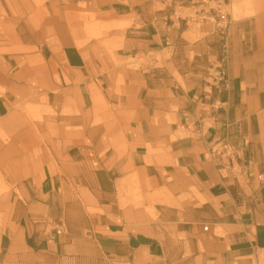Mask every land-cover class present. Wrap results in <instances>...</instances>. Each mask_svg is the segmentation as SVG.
<instances>
[{
  "label": "crops",
  "instance_id": "crops-1",
  "mask_svg": "<svg viewBox=\"0 0 264 264\" xmlns=\"http://www.w3.org/2000/svg\"><path fill=\"white\" fill-rule=\"evenodd\" d=\"M0 264H264V0H0Z\"/></svg>",
  "mask_w": 264,
  "mask_h": 264
},
{
  "label": "built area",
  "instance_id": "built-area-1",
  "mask_svg": "<svg viewBox=\"0 0 264 264\" xmlns=\"http://www.w3.org/2000/svg\"><path fill=\"white\" fill-rule=\"evenodd\" d=\"M212 71L210 73H214L215 75H212L214 77V82L221 85L222 83H226L227 80V72L225 70V68L223 67L222 64H219L217 66H214L211 68ZM211 76V75H210ZM224 143L223 142H219L217 147H220V149L215 150V152L218 155H223L224 154V150H229V154H230V161H237L239 158V149L235 148L233 146H229L226 147L224 145L225 148H223Z\"/></svg>",
  "mask_w": 264,
  "mask_h": 264
},
{
  "label": "rangeland",
  "instance_id": "rangeland-1",
  "mask_svg": "<svg viewBox=\"0 0 264 264\" xmlns=\"http://www.w3.org/2000/svg\"><path fill=\"white\" fill-rule=\"evenodd\" d=\"M104 29H106V27Z\"/></svg>",
  "mask_w": 264,
  "mask_h": 264
}]
</instances>
